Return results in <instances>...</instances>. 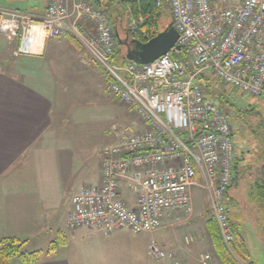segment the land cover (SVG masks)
Instances as JSON below:
<instances>
[{
	"label": "built area",
	"instance_id": "built-area-1",
	"mask_svg": "<svg viewBox=\"0 0 264 264\" xmlns=\"http://www.w3.org/2000/svg\"><path fill=\"white\" fill-rule=\"evenodd\" d=\"M154 2L170 14L186 61L173 57L181 52L175 48L151 64L116 61L117 34L105 11L89 0H49L42 18L0 11V34L15 42L16 58L39 54L44 40L75 37L111 77L109 92L143 127L117 129L115 141L103 147L100 182L73 196L70 230L155 232L172 214L192 212L197 187L208 194L210 213L230 250L234 234L226 197L235 172V131L199 77L209 70L223 86L264 102V0ZM148 255L175 256L155 242ZM199 264H214L212 255L202 254Z\"/></svg>",
	"mask_w": 264,
	"mask_h": 264
},
{
	"label": "crops",
	"instance_id": "crops-1",
	"mask_svg": "<svg viewBox=\"0 0 264 264\" xmlns=\"http://www.w3.org/2000/svg\"><path fill=\"white\" fill-rule=\"evenodd\" d=\"M48 1L39 0V6L31 2L28 7L27 1L0 0V11L29 9L25 12L42 18ZM23 5L27 8H21ZM88 28L91 29V25ZM0 36L7 42L6 47L4 39L0 42V240L17 237L27 242L29 250L46 251L59 233L66 236L68 245L44 257L39 264H74V258L69 257L66 250L75 237L91 239L90 255L97 264H150L144 258V245L143 254L137 253L136 260L132 250L121 245L120 241L127 234H133L127 229L113 235L85 229L81 234L79 231L84 228L70 230L66 224L73 196L83 187L100 182L103 148L95 154L96 150L88 147L87 139L81 134L66 131L71 119L65 113L63 89L68 83L69 71L97 78L99 64L92 55L72 48L71 52L56 51L55 40H64L74 47L67 38L44 40L39 54L15 58V42L3 34ZM142 128L137 121V130ZM239 175L237 172L235 179ZM261 183L264 185V179ZM227 198L235 234L248 250V259L242 264H255L250 261L252 248L240 234L238 221L249 220L251 236L264 251V205L258 209L252 198H236L229 191ZM181 214L186 213H174L165 218L160 229L188 224ZM202 215L203 212L195 211L194 221L188 226L192 246L181 244L176 237L170 250L171 254L179 255L182 264L195 254L201 257L202 252H210L214 263L222 264L207 232L208 220ZM199 224L204 225V231L198 229ZM203 244L206 246L199 250ZM148 248L149 245L147 258ZM199 261L200 258L198 264Z\"/></svg>",
	"mask_w": 264,
	"mask_h": 264
},
{
	"label": "rangeland",
	"instance_id": "rangeland-1",
	"mask_svg": "<svg viewBox=\"0 0 264 264\" xmlns=\"http://www.w3.org/2000/svg\"><path fill=\"white\" fill-rule=\"evenodd\" d=\"M7 1V0H1ZM16 3L20 0H14ZM27 1L26 4L33 2L32 5L39 6V0H22ZM27 5L21 6V8H27ZM29 9H24L23 11ZM27 12V11H26ZM162 15V18L159 22L160 31H165L171 26V18L168 15L167 11ZM133 20H129L126 16L121 22H117L115 26L116 32L121 40L120 50L126 56L128 45L131 44L130 36H132V24ZM136 25V23H135ZM129 35V36H128ZM4 38L0 36V42ZM129 40V42H128ZM3 45L6 47V40H3ZM83 46V45H82ZM56 51L58 52H71V48L73 51H77L75 47L70 46V44L64 40H55ZM52 46H49V51H52ZM82 54L90 55L89 51L85 46L82 47L80 51ZM63 58V57H61ZM60 63H62V59ZM65 60V59H64ZM72 62V61H71ZM98 67L97 78L94 75H89L86 73L74 74L73 71H69L68 73V83L66 84V88H64L63 92V101L65 103L66 109L65 113L70 116V124L67 126L66 131H70L72 134L75 132L77 134H81L84 138L87 139L88 147L92 148L97 154L99 148H103L104 146L115 141L117 136V129H127L135 131L137 129V121L138 118L131 112L129 108H126L119 99L111 94L109 90L106 88L105 79L107 76V72L104 71L101 65ZM102 67V68H101ZM205 80L203 81L204 87H209L213 92H225L226 97H229L230 101L234 103L238 108L245 109L249 105L255 107L257 111H259L264 117V102L252 98L247 95H243L231 87L222 86L219 83V78L215 76L211 71H205ZM199 82V81H198ZM200 83V82H199ZM202 83V82H201ZM225 111L230 114L231 120L233 121L234 114L228 109L224 108ZM232 114V115H231ZM75 125H77L75 127ZM235 132L238 131L236 128V124L234 121L232 122ZM242 131V130H241ZM245 131V135L243 132H237V134H241V137L235 136L234 140L237 146V155L239 159V171L241 173L238 179L235 180L232 188L229 190L232 193V196L236 198H248L250 190V184L254 180H258L259 182L264 179V159H260L258 156V148L260 144L258 140L254 139L249 131ZM243 135V137H242ZM242 163V164H241ZM235 177V172H234ZM124 198L126 200L130 199V195L127 193V190L124 191ZM228 200V198L226 197ZM226 200V201H227ZM192 212L181 214V217L186 218V222L188 224L181 225L177 228L172 227H164L152 233H144L140 235L127 234L126 238L120 241L121 245H125V247H129L132 250V257L136 260L137 253L143 254V245H144V258L145 261H149L150 264H164V262L172 261L173 264L176 262H180L182 264L179 255L175 257L168 256L165 259L157 260L154 257L149 256L147 258V247L152 242H155L158 246L164 247L166 252L171 254L170 250L175 241L176 237L181 241V244L192 246L191 234L189 233L188 226L189 223L194 221L195 211L203 212V217L208 220L212 217L208 207H209V197L208 194L201 190L200 188H194L192 191ZM234 209V207H232ZM193 215V216H192ZM239 222V232L240 234L247 240L248 244L252 248L251 262L255 264H264V251L261 250V245L256 244L254 242V238L251 236L250 228H249V220L244 218L243 221ZM198 229L200 231H204V225L199 224ZM183 226V227H182ZM251 227V226H250ZM252 228V227H251ZM253 230V229H252ZM81 234L85 233L86 230L82 229L79 231ZM202 233V232H201ZM253 238V239H252ZM188 240V241H187ZM112 244H120L113 243ZM91 239L85 238L84 240L72 239L69 248H67V254L69 257L74 258V264H97V261L92 258L90 252L92 249L90 248ZM206 245L203 244V248H199V250L204 249ZM140 248V250H139ZM27 249V248H26ZM210 252H202V254H206ZM211 254V253H210ZM212 255V254H211ZM200 255H196L194 257H190L188 261L184 262V264H198V260ZM215 262V260H214Z\"/></svg>",
	"mask_w": 264,
	"mask_h": 264
},
{
	"label": "trees",
	"instance_id": "trees-1",
	"mask_svg": "<svg viewBox=\"0 0 264 264\" xmlns=\"http://www.w3.org/2000/svg\"><path fill=\"white\" fill-rule=\"evenodd\" d=\"M97 8H100L105 11L108 15L112 27L116 32V23L121 22L125 16L129 20H133L136 23V29L130 36L131 43L137 45L138 43H145L153 37L157 36L160 31L159 22L162 18V15L165 13L161 9H158L155 5L154 0H132L129 2H124L120 0H89ZM169 17L170 14L168 13ZM172 24V23H171ZM118 45L115 51V60H126L127 57L121 52L120 45L121 40L118 36ZM129 36V35H128ZM70 43L78 50H82V43L72 36H67ZM129 42V40H128ZM173 57L178 60L186 61L187 52L183 49L179 55L173 54ZM102 68V67H101ZM105 71V70H104ZM111 77L107 74L106 84L109 82ZM205 75L199 77V81L202 82L205 80ZM220 83V82H219ZM221 84V83H220ZM222 85V84H221ZM223 86V85H222ZM224 87V86H223ZM232 89V88H231ZM236 91V90H235ZM205 92L207 96L221 105L223 108H228L234 116L233 121L236 124L238 131L234 133V136H240L237 132H243L248 130L251 136L258 140L260 147L258 148V156L260 159H264V117L263 115L255 109L253 106H248L245 109L238 108L234 103H232L229 97H226L225 92H213L209 87L205 86ZM228 114V113H227ZM232 115V114H231ZM229 120L232 123L230 114H228ZM242 130V131H241ZM235 131V130H234ZM243 137V135H242ZM239 159L238 155L236 157L235 163V175L239 171ZM242 164V163H241ZM241 174V173H238ZM264 176V175H263ZM236 176L233 179L232 186L235 182ZM258 180H254L250 184L249 197L252 198L258 209H262L264 205V185ZM232 188V187H231ZM228 210V216L230 218V212ZM231 222V219H230ZM207 232L211 240L212 246L216 253V256L222 264H242L245 263L248 259V250L238 237L235 234V230L232 225L234 241L231 245V249L224 244L223 240L219 235L217 224L215 219L211 217L207 221ZM27 242L23 241L17 237L3 238L0 240V264H39L44 260V257H47L51 254L56 253L59 249L65 248L68 245V240L66 236L62 233H59L54 241H52L47 247L46 251L44 250H29L26 247ZM27 248V249H26Z\"/></svg>",
	"mask_w": 264,
	"mask_h": 264
},
{
	"label": "water",
	"instance_id": "water-1",
	"mask_svg": "<svg viewBox=\"0 0 264 264\" xmlns=\"http://www.w3.org/2000/svg\"><path fill=\"white\" fill-rule=\"evenodd\" d=\"M178 39L177 31L170 26L147 42L138 43L135 49H128L126 57L128 60L138 64H151L167 55L174 48L177 51H181V47L177 46Z\"/></svg>",
	"mask_w": 264,
	"mask_h": 264
},
{
	"label": "flooded vegetation",
	"instance_id": "flooded-vegetation-1",
	"mask_svg": "<svg viewBox=\"0 0 264 264\" xmlns=\"http://www.w3.org/2000/svg\"><path fill=\"white\" fill-rule=\"evenodd\" d=\"M128 49H131V50L135 49V45H133L132 43L129 44V45H128ZM128 49H127V50H128Z\"/></svg>",
	"mask_w": 264,
	"mask_h": 264
}]
</instances>
